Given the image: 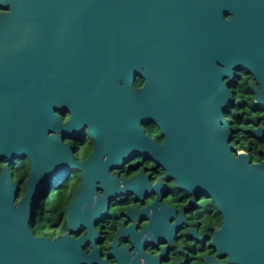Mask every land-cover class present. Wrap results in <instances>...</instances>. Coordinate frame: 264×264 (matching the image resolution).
Masks as SVG:
<instances>
[{
  "label": "water",
  "instance_id": "obj_1",
  "mask_svg": "<svg viewBox=\"0 0 264 264\" xmlns=\"http://www.w3.org/2000/svg\"><path fill=\"white\" fill-rule=\"evenodd\" d=\"M169 1L0 0V8L9 6L0 13V264L91 263L95 250L84 255L82 238L74 240L67 233L54 239L36 236L31 229L36 222L33 212L40 194L45 192L46 198L59 175L77 172L80 184L66 217L71 228L88 225L80 205L91 196L93 181H121L108 173L107 162L114 159L108 157L111 149L132 152L116 157L115 164L134 155L147 157L142 151H150L149 158L165 167L177 185L183 160L188 171L192 164L196 171V157L178 154L184 125L181 93L161 82L164 74L176 78L180 57L179 3ZM222 6L217 2V22L223 21ZM255 21L249 12L248 22ZM225 48L227 53L235 52L234 47ZM247 48V57L227 59L243 65L256 79L264 78L259 46ZM117 71L152 73L147 120L156 124L166 140L163 145L145 140L139 124L133 129L136 142L113 140L118 134L114 124L91 119L94 150L79 162L69 145L52 134L54 125L61 124L55 111L70 108L72 97L74 108L89 105L90 112L101 114L106 80ZM145 90L146 85L141 92ZM260 94L257 91L258 101ZM230 99L222 88L216 93L215 153L210 160L200 158L199 167L206 174L201 184L211 187L213 183L222 192L216 203L223 223L213 237L218 254L227 255L231 263L264 264V164L252 163L248 154L236 153L228 145L230 136L238 132L231 130L222 113ZM142 112L138 111V121L145 120ZM252 132L258 136L261 130ZM21 158L28 160L30 170L18 199L20 188L9 165ZM3 161L8 165H2ZM133 180L146 186L140 175ZM136 193L140 195L139 188Z\"/></svg>",
  "mask_w": 264,
  "mask_h": 264
},
{
  "label": "flooded vegetation",
  "instance_id": "obj_2",
  "mask_svg": "<svg viewBox=\"0 0 264 264\" xmlns=\"http://www.w3.org/2000/svg\"><path fill=\"white\" fill-rule=\"evenodd\" d=\"M217 2L223 5L222 22H217ZM178 3V73L176 78L164 74L161 82L167 89L176 88L181 93L184 125L178 154L196 157L198 166L194 171L192 164L188 171L185 160L182 161L177 188L178 182L172 174L149 158L150 151H142L147 157L134 155L115 164L116 157L125 158L132 152L128 148L111 149L108 157L114 159L107 162L108 173L121 181L106 184L100 178L95 179L91 196L80 205L81 213L90 222L71 228L66 215L80 184L77 175V185L63 208L51 211L50 227L39 225L33 231L38 237L50 239L66 233L74 240L82 238L84 255L89 256L95 250L94 258L87 264H236L227 255H219L213 242L223 223L216 203L222 199V192L213 183L211 187L201 184L206 174L199 164L200 158L210 160L209 156L215 153L213 124L216 93L221 88L231 95L222 109L223 117L232 131L238 130L230 136L228 145L234 146L236 153L248 154L252 163L264 164V78L256 79L243 65H234L227 59L247 57V47L252 45L259 46L257 57H264V0H178ZM8 9L9 6L0 8V13ZM249 12L256 20L254 23L248 22ZM225 46L234 47L235 52L227 53ZM151 74L110 73L106 92L101 96L105 108L101 114L94 109L90 112L89 105L74 108L70 97V108L55 111L61 124L54 125L52 134L59 135L69 145L79 162L87 160L94 150L89 134L91 119L114 124L118 134L113 140L136 142L133 129L139 124L145 140L163 145L166 135L147 120ZM257 91L261 92V101L257 100ZM142 109L140 116L143 114L145 120L138 121V111ZM256 129L261 130L258 136L252 132ZM2 165L8 162L3 161ZM139 175L146 186L141 179L133 180ZM138 188L140 195L136 193ZM44 210L37 213L35 206L33 214L43 217Z\"/></svg>",
  "mask_w": 264,
  "mask_h": 264
},
{
  "label": "rangeland",
  "instance_id": "obj_3",
  "mask_svg": "<svg viewBox=\"0 0 264 264\" xmlns=\"http://www.w3.org/2000/svg\"><path fill=\"white\" fill-rule=\"evenodd\" d=\"M86 141H88V139H86ZM63 174L59 175L57 179L61 178V181L69 182V183H67V190L63 194L60 195L58 193L59 187L57 184L55 185L52 195H50V193H49L48 198L45 199L46 201L44 204L45 210L43 213V222L40 223V221H38L36 227H39V225L42 228H45V225H47L46 227H50L49 218H50V216L53 217V214H51V211L54 209L55 210L62 209L65 202L69 199V196L71 194L72 189L74 187H76L77 182H78L76 179V176H72L69 174H66L64 176ZM14 178H15V176H14ZM72 179H73V181H72ZM22 191H23V189L21 188L18 192V199L23 196Z\"/></svg>",
  "mask_w": 264,
  "mask_h": 264
},
{
  "label": "trees",
  "instance_id": "obj_4",
  "mask_svg": "<svg viewBox=\"0 0 264 264\" xmlns=\"http://www.w3.org/2000/svg\"><path fill=\"white\" fill-rule=\"evenodd\" d=\"M9 167L11 168L13 176H15L14 181L18 184L20 189L21 188L23 189V191H22V195H23L24 194V185H25V182L27 180V177H28V174H29V170H30V164H29L27 159L21 158V159H18L15 162L14 165H9ZM68 173L69 172H64L63 175L65 176ZM72 176H76V174L72 173ZM67 183H69V182L61 181V178L56 179L54 185H56V184L58 185V187H59L58 193L60 195L63 194L67 190ZM53 191L50 193V195H52ZM44 195H45V192L40 194L38 203L36 205V209L38 210L37 213H39L40 210L42 208H44V204H45V201H46L45 199L48 198V196L45 198ZM35 218H36V221H38L40 219L43 221V217H35ZM53 223H55V222H53ZM35 228H36L35 225L33 227H31L32 231H33V229L35 230Z\"/></svg>",
  "mask_w": 264,
  "mask_h": 264
}]
</instances>
